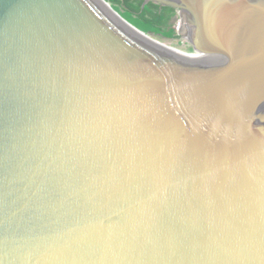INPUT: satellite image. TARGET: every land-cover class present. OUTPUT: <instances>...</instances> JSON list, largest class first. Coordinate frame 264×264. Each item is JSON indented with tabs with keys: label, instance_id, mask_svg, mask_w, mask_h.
Instances as JSON below:
<instances>
[{
	"label": "water",
	"instance_id": "water-1",
	"mask_svg": "<svg viewBox=\"0 0 264 264\" xmlns=\"http://www.w3.org/2000/svg\"><path fill=\"white\" fill-rule=\"evenodd\" d=\"M103 2L0 0V264H264V0Z\"/></svg>",
	"mask_w": 264,
	"mask_h": 264
},
{
	"label": "trees",
	"instance_id": "trees-1",
	"mask_svg": "<svg viewBox=\"0 0 264 264\" xmlns=\"http://www.w3.org/2000/svg\"><path fill=\"white\" fill-rule=\"evenodd\" d=\"M124 19L145 35L178 40L175 33L177 10L162 8L146 0H106Z\"/></svg>",
	"mask_w": 264,
	"mask_h": 264
},
{
	"label": "flooded vegetation",
	"instance_id": "flooded-vegetation-1",
	"mask_svg": "<svg viewBox=\"0 0 264 264\" xmlns=\"http://www.w3.org/2000/svg\"><path fill=\"white\" fill-rule=\"evenodd\" d=\"M174 23H175V33H176V36L179 38V39H182V41H183V45H187L188 47H189V50L188 51H182V52H180V53H182L183 55H185V56H187V57H189V58H196V59H201L202 57H201V55H199V54H196V53H194L193 52V48H192V45L190 44V42H189V40H185L184 38H183V35H182V33H181V21H180V18H179V16L177 17V15H176V17H175V20H174ZM178 23L180 24V29H179V31L177 30V25H178ZM178 39V40H179ZM202 60H204V59H202Z\"/></svg>",
	"mask_w": 264,
	"mask_h": 264
},
{
	"label": "rangeland",
	"instance_id": "rangeland-1",
	"mask_svg": "<svg viewBox=\"0 0 264 264\" xmlns=\"http://www.w3.org/2000/svg\"><path fill=\"white\" fill-rule=\"evenodd\" d=\"M150 37L153 38V39H155V40H158V41H161L163 43H166L168 45H171V46L183 47V41H182V39H179V40H166V39H163L161 37H157L155 35H152Z\"/></svg>",
	"mask_w": 264,
	"mask_h": 264
},
{
	"label": "bare ground",
	"instance_id": "bare-ground-1",
	"mask_svg": "<svg viewBox=\"0 0 264 264\" xmlns=\"http://www.w3.org/2000/svg\"><path fill=\"white\" fill-rule=\"evenodd\" d=\"M99 1L110 10L109 6L108 5H105V3L103 2V0H99Z\"/></svg>",
	"mask_w": 264,
	"mask_h": 264
},
{
	"label": "built area",
	"instance_id": "built-area-1",
	"mask_svg": "<svg viewBox=\"0 0 264 264\" xmlns=\"http://www.w3.org/2000/svg\"><path fill=\"white\" fill-rule=\"evenodd\" d=\"M179 15L177 14V17H178ZM179 29H180V24L178 23V25H177V30L179 31Z\"/></svg>",
	"mask_w": 264,
	"mask_h": 264
},
{
	"label": "clouds",
	"instance_id": "clouds-1",
	"mask_svg": "<svg viewBox=\"0 0 264 264\" xmlns=\"http://www.w3.org/2000/svg\"><path fill=\"white\" fill-rule=\"evenodd\" d=\"M177 14H178V13H177ZM177 14H176V15H177Z\"/></svg>",
	"mask_w": 264,
	"mask_h": 264
}]
</instances>
